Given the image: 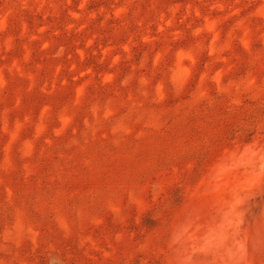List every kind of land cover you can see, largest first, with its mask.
<instances>
[{"label":"rangeland","instance_id":"obj_1","mask_svg":"<svg viewBox=\"0 0 264 264\" xmlns=\"http://www.w3.org/2000/svg\"><path fill=\"white\" fill-rule=\"evenodd\" d=\"M0 264H264V0H0Z\"/></svg>","mask_w":264,"mask_h":264}]
</instances>
